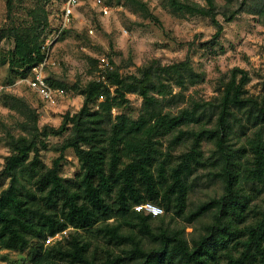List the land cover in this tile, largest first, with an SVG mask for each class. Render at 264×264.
<instances>
[{
    "label": "trees",
    "instance_id": "obj_1",
    "mask_svg": "<svg viewBox=\"0 0 264 264\" xmlns=\"http://www.w3.org/2000/svg\"><path fill=\"white\" fill-rule=\"evenodd\" d=\"M6 1L10 14L19 0ZM124 1L158 21L141 0ZM227 1L168 3L177 13L210 20L217 41L224 32L218 16L232 22L251 2L240 0L231 9ZM257 11L264 24V4ZM57 30L43 36L45 29L32 24L0 34L13 43L6 58L10 85L45 59L42 45ZM203 81L189 57L167 66L154 60L135 74L115 67L106 83L93 79L70 88L83 105L66 113L58 128L41 127L38 109L23 97L7 96L5 107L22 120L20 134L7 132L10 155L0 171L9 181L0 192V251L27 252L30 264H264V206L255 204L264 191V97L249 95V73L233 68L216 103L194 100L178 114L166 111ZM175 88L181 92L174 94ZM129 95L143 101L137 119L114 114L130 103ZM65 134L53 148L59 157L47 166L41 156L49 150L45 139ZM235 136L246 137L239 148L232 144ZM180 147L186 148L173 155ZM67 150L80 163L74 179L62 175ZM206 167L223 192L190 210L191 178ZM147 203L163 215L136 210Z\"/></svg>",
    "mask_w": 264,
    "mask_h": 264
},
{
    "label": "rangeland",
    "instance_id": "obj_2",
    "mask_svg": "<svg viewBox=\"0 0 264 264\" xmlns=\"http://www.w3.org/2000/svg\"><path fill=\"white\" fill-rule=\"evenodd\" d=\"M65 1L19 0L9 14L7 1L0 0V34L33 24L39 30L44 28L43 36H46L51 30H57L61 24ZM94 1L81 0L72 23L52 49V58L57 66L49 71V79L69 86L64 88L68 96L56 106L46 104L26 85L8 83L9 66L6 58L13 43L7 37L0 40V87H5L0 95V171L4 167L5 158L10 155L6 145L7 132L20 134L17 124L22 120L20 115L5 107L7 96L23 97L38 109L41 127L48 125L58 128L66 113L74 114L83 105V98L70 88L75 84L84 86L97 79L96 64L91 60L98 61L103 56L113 62L114 68L119 67L123 74L138 73L154 60L167 66L185 61L189 57L195 71L204 75V81L190 86L183 92V99L172 103L166 109L173 114L191 108L194 100L216 103L221 96V83L233 68L249 73L250 82L246 86L249 95L264 97V24L257 11L264 4V0H251L245 11L232 22L227 23L221 15L218 16L224 32L217 41L214 40L216 28L210 20L177 13L169 6L168 0H141L158 21L146 19L142 11L127 5L124 0H103L111 10L108 16H103ZM181 1L206 6L205 0ZM216 1L223 6L228 3L227 0ZM229 3V8L234 9L239 6L240 0H231ZM180 92L178 88L174 89V94ZM129 100L128 105L115 109L114 114L125 113L132 119H137L143 101L136 95H129ZM67 137L68 134H65L63 137L50 136L45 139L49 150L41 151V156L47 166L51 167L60 155L53 148ZM245 138L235 136L232 141L234 148L243 145ZM185 148L180 147L173 151V155L180 154ZM204 151L206 156H210L212 145L206 143ZM79 172L80 163L75 153L67 150L63 161V177L74 179ZM191 183L193 188L189 198L190 210L201 202L219 197L223 192L221 182L213 177L208 167L197 171L192 176ZM8 185L9 181L0 178V192ZM263 199L264 191L257 195L255 204L264 206ZM0 264L30 263L27 261V252L0 251Z\"/></svg>",
    "mask_w": 264,
    "mask_h": 264
},
{
    "label": "built area",
    "instance_id": "obj_3",
    "mask_svg": "<svg viewBox=\"0 0 264 264\" xmlns=\"http://www.w3.org/2000/svg\"><path fill=\"white\" fill-rule=\"evenodd\" d=\"M81 0H66L61 24L55 34L48 37L42 45V51L45 54V59L38 65L34 66L30 74L22 79H19L15 85H26L30 90H33L38 96L48 105L56 106L57 103L68 96L67 91L62 87L54 86L49 80V71L57 66L56 62L52 58V49L58 42L62 34L69 28L75 15L77 7H79ZM94 4L99 8L100 13L103 16L110 14V8L103 2V0H95ZM92 33V31H91ZM97 80H102L106 83V74L108 71L114 69L109 59L105 56L98 58L97 61ZM5 90V87H0V95ZM137 211H144L147 214H151L153 217H160L163 215V210L152 204L147 203L142 206L136 207ZM68 231L57 234L53 238H49L46 241V245L53 244L61 240L66 236Z\"/></svg>",
    "mask_w": 264,
    "mask_h": 264
}]
</instances>
